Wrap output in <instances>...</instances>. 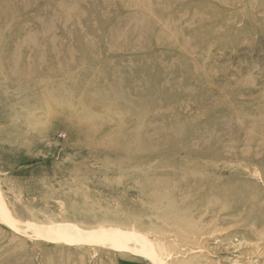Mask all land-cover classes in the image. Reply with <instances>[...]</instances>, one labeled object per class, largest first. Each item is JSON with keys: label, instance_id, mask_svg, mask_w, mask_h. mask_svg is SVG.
<instances>
[{"label": "rangeland", "instance_id": "rangeland-1", "mask_svg": "<svg viewBox=\"0 0 264 264\" xmlns=\"http://www.w3.org/2000/svg\"><path fill=\"white\" fill-rule=\"evenodd\" d=\"M0 264H264V0H0Z\"/></svg>", "mask_w": 264, "mask_h": 264}, {"label": "bare ground", "instance_id": "bare-ground-1", "mask_svg": "<svg viewBox=\"0 0 264 264\" xmlns=\"http://www.w3.org/2000/svg\"><path fill=\"white\" fill-rule=\"evenodd\" d=\"M136 226V225H135ZM62 229V227H60V226H57L56 227V232H58V231H60ZM64 229H67V230H69L70 232H75V233H79V235H83L84 234V231H82V232H76V231H74V230H71V229H69L67 226H65L64 227ZM124 240L125 241H127V242H136L137 244H140V245H143V246H150L149 245V243L148 242H146V241H144V239H140V238H136V237H134V236H127V237H125L124 238ZM151 242V241H150ZM152 243V242H151ZM154 243V242H153ZM159 248V247H158ZM158 251V250H157ZM159 255V254H158Z\"/></svg>", "mask_w": 264, "mask_h": 264}]
</instances>
